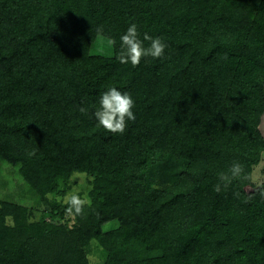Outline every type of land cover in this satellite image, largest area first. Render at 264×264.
<instances>
[{"label":"trees","instance_id":"16d2710c","mask_svg":"<svg viewBox=\"0 0 264 264\" xmlns=\"http://www.w3.org/2000/svg\"><path fill=\"white\" fill-rule=\"evenodd\" d=\"M93 1L0 0V161L36 203L90 177L76 226L102 264H264V206L246 190L264 154V0L78 12ZM132 23L163 40V58L119 63ZM100 37L115 40L109 55L92 52ZM110 87L134 100L123 134L92 115ZM234 162L240 176L215 192ZM71 232L3 202L0 264H89Z\"/></svg>","mask_w":264,"mask_h":264},{"label":"rangeland","instance_id":"374dc122","mask_svg":"<svg viewBox=\"0 0 264 264\" xmlns=\"http://www.w3.org/2000/svg\"><path fill=\"white\" fill-rule=\"evenodd\" d=\"M91 7H118L123 10L129 9V0H94L92 4L80 3L79 13L88 15ZM94 54L111 53V44L104 38H98L96 46H93ZM264 135V127L261 130ZM9 167L0 161V208L3 202H11L24 207L30 221L52 222L55 225H64L67 233L72 231L74 240L79 248L85 251L89 264H102L100 257L101 246L96 241L88 229L77 228L76 216L69 214L70 195H79L82 199L88 201V192L91 186L88 181L89 176L85 174H72L66 181L61 193L45 195V200L39 203L34 202L32 197H25V187L19 181L18 176ZM258 189L260 194V203L264 206V154L260 162L254 166L250 183L246 190ZM4 209V208H3ZM6 223H12L13 217L8 214L5 216Z\"/></svg>","mask_w":264,"mask_h":264},{"label":"clouds","instance_id":"9594fccd","mask_svg":"<svg viewBox=\"0 0 264 264\" xmlns=\"http://www.w3.org/2000/svg\"><path fill=\"white\" fill-rule=\"evenodd\" d=\"M145 41L149 42L147 47L144 44ZM109 43L114 46L116 42L114 39H110ZM166 47L167 45L161 38H154L147 33L141 39L137 25L132 23L126 32L120 36V50L117 60L120 64L130 63L133 67H136L145 57L163 58ZM134 106V100L130 93L122 92L116 87H110L100 94L98 107L92 115L97 121V126L103 128L106 132L123 134L128 127V122L136 120L133 112ZM79 111L82 114H88V110L84 107H80ZM31 154L34 155L35 153ZM242 171L243 166L238 162H234L229 169L231 175L224 173L219 175L221 183L214 186V191L219 193L222 190L221 184L226 189L234 178L240 176ZM87 203L88 201L82 199L79 195H70L67 212L72 215H82Z\"/></svg>","mask_w":264,"mask_h":264},{"label":"crops","instance_id":"0c3cea01","mask_svg":"<svg viewBox=\"0 0 264 264\" xmlns=\"http://www.w3.org/2000/svg\"><path fill=\"white\" fill-rule=\"evenodd\" d=\"M263 127H264V117H263V121H262V123L260 125L261 130L263 129Z\"/></svg>","mask_w":264,"mask_h":264}]
</instances>
